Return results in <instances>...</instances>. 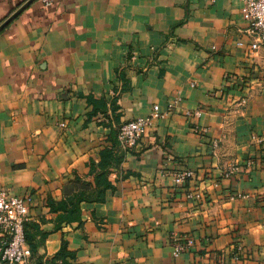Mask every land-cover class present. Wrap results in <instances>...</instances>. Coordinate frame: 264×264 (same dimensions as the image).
I'll use <instances>...</instances> for the list:
<instances>
[{
	"label": "crops",
	"instance_id": "0c3cea01",
	"mask_svg": "<svg viewBox=\"0 0 264 264\" xmlns=\"http://www.w3.org/2000/svg\"><path fill=\"white\" fill-rule=\"evenodd\" d=\"M23 2L0 0V23ZM241 6L35 0L0 31V188L31 197L32 264H216L235 250L264 264V46ZM153 105L162 116L121 147L119 125ZM105 149L119 164L102 190L91 166Z\"/></svg>",
	"mask_w": 264,
	"mask_h": 264
},
{
	"label": "built area",
	"instance_id": "2783aa9c",
	"mask_svg": "<svg viewBox=\"0 0 264 264\" xmlns=\"http://www.w3.org/2000/svg\"><path fill=\"white\" fill-rule=\"evenodd\" d=\"M47 6L52 0H41ZM241 13L249 24V31L258 37V41L251 44L253 50L264 46V0H242ZM179 94L171 100L168 105V112L174 110L180 102ZM246 103V98H241L239 106ZM183 114L188 118H198L202 111L197 109H183ZM158 105H153L149 115L137 117L121 123L117 130L119 145L123 148H131L137 145L142 134L150 129L155 120L162 116ZM65 126V123H61ZM214 147L217 143L214 142ZM253 160L246 162V166L251 168ZM264 169V157L261 160ZM239 171L237 164H232L222 171L223 177H231ZM193 171L187 168L176 170L172 173L173 182L176 186L183 185L193 176ZM200 198V194H196ZM31 197L17 196L10 194L7 190L0 188V264H32V250L26 237L25 223L29 217V203ZM193 239L188 236L174 238L172 255L178 256L193 244ZM196 264H206L197 262ZM216 264H242V257L239 250H235L228 260H219Z\"/></svg>",
	"mask_w": 264,
	"mask_h": 264
},
{
	"label": "trees",
	"instance_id": "16d2710c",
	"mask_svg": "<svg viewBox=\"0 0 264 264\" xmlns=\"http://www.w3.org/2000/svg\"><path fill=\"white\" fill-rule=\"evenodd\" d=\"M117 164H119V159L116 157L115 150L113 149L102 150L100 167L96 168L93 165L91 166V174L95 176L97 187H102L103 190L104 188L111 186L110 182L107 180V176L110 173V168L112 166H116ZM25 231H26V227H25Z\"/></svg>",
	"mask_w": 264,
	"mask_h": 264
},
{
	"label": "water",
	"instance_id": "95a60500",
	"mask_svg": "<svg viewBox=\"0 0 264 264\" xmlns=\"http://www.w3.org/2000/svg\"><path fill=\"white\" fill-rule=\"evenodd\" d=\"M34 1L35 0H26L25 2H23L12 14H10L0 23V31L3 30L18 14H20Z\"/></svg>",
	"mask_w": 264,
	"mask_h": 264
}]
</instances>
